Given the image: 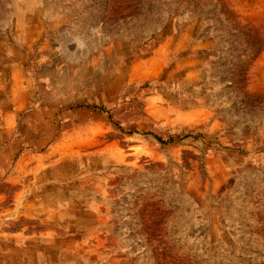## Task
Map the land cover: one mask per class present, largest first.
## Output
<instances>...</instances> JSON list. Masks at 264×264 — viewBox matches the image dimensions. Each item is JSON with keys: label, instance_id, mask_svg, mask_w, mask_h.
Wrapping results in <instances>:
<instances>
[{"label": "rangeland", "instance_id": "rangeland-1", "mask_svg": "<svg viewBox=\"0 0 264 264\" xmlns=\"http://www.w3.org/2000/svg\"><path fill=\"white\" fill-rule=\"evenodd\" d=\"M0 264H264V0H0Z\"/></svg>", "mask_w": 264, "mask_h": 264}]
</instances>
